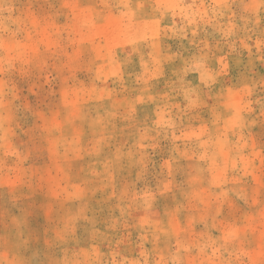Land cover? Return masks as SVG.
Masks as SVG:
<instances>
[{"label":"rangeland","instance_id":"obj_1","mask_svg":"<svg viewBox=\"0 0 264 264\" xmlns=\"http://www.w3.org/2000/svg\"><path fill=\"white\" fill-rule=\"evenodd\" d=\"M0 264H264V0H0Z\"/></svg>","mask_w":264,"mask_h":264}]
</instances>
